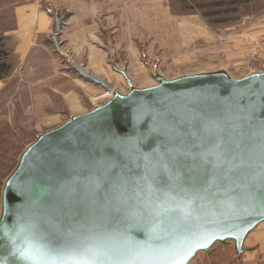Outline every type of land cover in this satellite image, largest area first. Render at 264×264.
<instances>
[{"label":"water","instance_id":"95a60500","mask_svg":"<svg viewBox=\"0 0 264 264\" xmlns=\"http://www.w3.org/2000/svg\"><path fill=\"white\" fill-rule=\"evenodd\" d=\"M2 198L0 264H188L226 240L240 252L264 221V72L114 94L38 136Z\"/></svg>","mask_w":264,"mask_h":264},{"label":"rangeland","instance_id":"374dc122","mask_svg":"<svg viewBox=\"0 0 264 264\" xmlns=\"http://www.w3.org/2000/svg\"><path fill=\"white\" fill-rule=\"evenodd\" d=\"M24 1L0 0V49L7 53L2 61L7 60L10 71L17 66L10 34L15 26L13 11ZM122 1L127 5V25L120 32L128 36L135 53L127 58L126 52L114 49L118 54L109 55L110 66L92 72L107 80L114 94L126 95L181 77L226 74L240 80L264 72L254 54L255 40L264 37V0ZM46 48L34 47L19 75L0 82V220L6 181L23 152L41 134L101 107L112 96L76 73L70 67L72 57H60L50 44ZM259 226L264 221L246 236ZM221 244L230 246L234 241L217 242L214 247L223 249ZM204 254L198 252L188 264ZM229 259V252H222L217 264Z\"/></svg>","mask_w":264,"mask_h":264},{"label":"crops","instance_id":"0c3cea01","mask_svg":"<svg viewBox=\"0 0 264 264\" xmlns=\"http://www.w3.org/2000/svg\"><path fill=\"white\" fill-rule=\"evenodd\" d=\"M126 9L127 5L122 0L89 3L82 0H25L18 4L13 11L15 26L10 32L15 42L12 56L17 66L10 71L7 60L2 61L7 58V53L0 49V64H5L6 69V72H0V82L19 75L31 50L36 47L46 51L47 44L57 55L69 60L72 57L71 62L83 66L90 73H98L110 66L109 55L116 52L114 49L126 52L129 58L131 53H135V47L128 42V36L120 32L127 25ZM57 18L61 19L58 35L53 32ZM46 38L49 42L44 44ZM109 38L113 45L108 44ZM95 61L98 63H93ZM222 246L223 249L212 246L194 264H217L219 255L227 251L230 258L227 264H264V226L248 235L240 252L234 244Z\"/></svg>","mask_w":264,"mask_h":264},{"label":"built area","instance_id":"2783aa9c","mask_svg":"<svg viewBox=\"0 0 264 264\" xmlns=\"http://www.w3.org/2000/svg\"><path fill=\"white\" fill-rule=\"evenodd\" d=\"M82 1L85 3H89L95 0H82ZM255 42H256V45H255L256 51L254 54H257L256 60L258 63H261L262 65H264V37H260L256 39ZM255 73H261V71L252 72V74H255Z\"/></svg>","mask_w":264,"mask_h":264},{"label":"trees","instance_id":"16d2710c","mask_svg":"<svg viewBox=\"0 0 264 264\" xmlns=\"http://www.w3.org/2000/svg\"><path fill=\"white\" fill-rule=\"evenodd\" d=\"M2 56H3V55H2ZM0 57H1V55H0ZM0 60H2V58H1ZM5 70H6V69H5V64H3V63L0 64V72H3V73H4V72H6Z\"/></svg>","mask_w":264,"mask_h":264},{"label":"bare ground","instance_id":"6f19581e","mask_svg":"<svg viewBox=\"0 0 264 264\" xmlns=\"http://www.w3.org/2000/svg\"><path fill=\"white\" fill-rule=\"evenodd\" d=\"M108 92H110V91H108ZM111 92H112V96H111V98L109 100H111L113 98V95H114V92L113 91H111ZM109 100H107V101H109ZM85 113H87V112H85ZM85 113H82V114H85ZM79 115H81V114H78V116ZM78 116H75V117H78Z\"/></svg>","mask_w":264,"mask_h":264}]
</instances>
